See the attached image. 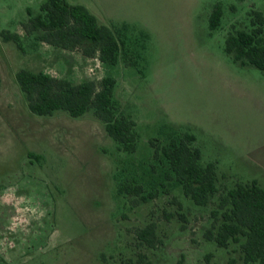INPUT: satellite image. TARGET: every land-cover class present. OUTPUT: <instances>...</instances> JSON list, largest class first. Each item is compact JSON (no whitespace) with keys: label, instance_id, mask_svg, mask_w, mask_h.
<instances>
[{"label":"rangeland","instance_id":"rangeland-1","mask_svg":"<svg viewBox=\"0 0 264 264\" xmlns=\"http://www.w3.org/2000/svg\"><path fill=\"white\" fill-rule=\"evenodd\" d=\"M42 1L0 0V264H258L243 262L238 244L205 237L217 194L198 205L163 180L162 168L150 167V140L164 142L172 126L187 130L201 162L215 163L220 191L238 180L264 186V70L224 50L228 31L250 27L264 0H68L101 23H127L134 65L122 54L115 64L88 56L87 42L70 50L23 36L22 51L5 40L4 31L23 35L27 8L36 13ZM217 3L222 16L211 29ZM23 67L74 82L113 76L136 150L119 148L92 110L32 112L15 77ZM115 172L157 195L133 205L134 195L117 193ZM150 221L161 239L153 247L135 234Z\"/></svg>","mask_w":264,"mask_h":264},{"label":"trees","instance_id":"trees-1","mask_svg":"<svg viewBox=\"0 0 264 264\" xmlns=\"http://www.w3.org/2000/svg\"><path fill=\"white\" fill-rule=\"evenodd\" d=\"M27 12L28 18L21 22L23 35L3 32V38L13 40L22 51L25 50L22 38L26 36L32 37V44L46 42L70 50L87 42L83 52L88 56L97 55L106 64L117 63L121 54L127 65L137 62L136 58L130 59L134 52L126 44L127 23L120 26L101 23L87 6L68 0H43L36 13L30 7ZM250 14V27L228 31L224 50L235 62L253 64L264 70V13L251 9ZM221 16L222 8L217 3L209 15L211 29L219 26ZM15 77L32 112L52 114L64 109L72 116H79L92 110L104 122L107 133L119 143V148L128 152L136 150L135 121L121 111L114 97L113 76L74 82L44 70L23 67L16 71ZM156 140H150L154 147L152 160L155 161L150 167L155 171L159 165L163 180H176L184 195L198 205H207L217 194L216 207L211 209L213 221L205 230V237L225 248L236 243L243 262L264 264V186L256 179L238 180L220 191L216 165L213 161L201 162V151L193 133L172 126L164 142ZM114 178L117 193L134 195L133 205L157 195V191L145 193L143 183L137 182L136 177L120 178L115 172ZM179 214L183 216V213ZM155 227V222L150 221L138 228L135 233L138 242L152 247L160 243ZM139 257V262L144 261L143 254Z\"/></svg>","mask_w":264,"mask_h":264}]
</instances>
